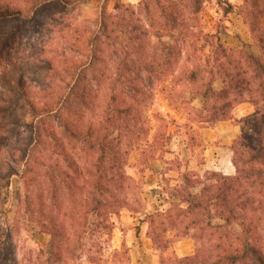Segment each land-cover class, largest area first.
<instances>
[{
    "label": "trees",
    "instance_id": "trees-1",
    "mask_svg": "<svg viewBox=\"0 0 264 264\" xmlns=\"http://www.w3.org/2000/svg\"><path fill=\"white\" fill-rule=\"evenodd\" d=\"M77 1L0 0V52L19 39L29 25L37 24L33 14L62 13L75 7ZM113 1L109 11L105 0L91 22L94 29L84 39L90 45L88 69L96 71L95 61L100 64L105 57L110 60L112 78L98 114L82 125L70 112L76 98L82 106L88 103L91 87L78 97L72 92L73 86L81 88L82 77L75 80L68 94L58 95L53 104H43V129L55 140L54 148L67 170L61 173L63 178L53 169L46 173L54 214L43 227L51 237V246L59 241L48 249V255L63 261L72 243L82 248L83 240L93 237L96 253H100L103 243L111 241L112 216L122 208L137 212L131 208L132 203L141 206L137 190L144 184L145 169L152 171L149 160L156 157V152L146 145L147 130L136 127L144 108L138 98L141 89L130 76L135 80L141 72L157 71L169 100L180 84L202 99L199 108L183 99L188 121L203 126L223 120L240 123V132L230 146L234 174L184 170L167 208L145 212L141 206L146 236L159 251L158 264H264V0H240V5L216 0L224 15L236 13L248 25L259 55L249 52L244 44H224L217 32L193 30L190 16L197 17L205 0H140L135 7ZM163 35L171 42L160 44ZM151 37L157 42H150ZM192 50H200L197 59L180 66L181 55ZM21 81L0 78L2 136L9 133L11 125L27 117L26 106L31 114L37 110L22 87L16 89L14 83ZM216 81L219 89L214 88ZM243 103L250 104L253 113L235 120L232 111ZM54 114L55 127L61 129L63 140L57 139L48 120ZM132 150L139 152L138 181L126 172ZM85 152L89 156L82 157ZM58 180L63 184L67 181L68 186L60 189ZM60 191L70 199L69 205L59 204ZM134 231L137 235L139 227ZM184 238L194 242V252L179 257L171 247ZM1 244L0 264H5L7 251L4 253ZM109 258L113 264H131L124 243L119 249L110 248ZM92 263L107 264L102 254Z\"/></svg>",
    "mask_w": 264,
    "mask_h": 264
},
{
    "label": "rangeland",
    "instance_id": "rangeland-1",
    "mask_svg": "<svg viewBox=\"0 0 264 264\" xmlns=\"http://www.w3.org/2000/svg\"><path fill=\"white\" fill-rule=\"evenodd\" d=\"M120 1L133 7L140 3V0ZM228 1L241 4L240 0ZM104 3L105 0H78L75 7L70 6L62 13L47 16L33 14L37 24L29 25L19 39L10 42L0 52V78L22 80L20 84L14 83L16 89L19 90L21 86L28 100L37 108L35 114H31L26 106L27 117L11 125L5 136H2L0 125V241L4 253L7 251L5 264H95L92 262L98 260L99 254L103 255L107 264H113L109 258L113 238H119L120 232L123 235L129 232L135 234L136 226L139 227L138 233H143L147 223L141 221L145 219L141 206L145 207V212H152L154 208H167L174 194L173 188L180 183L182 172L194 171L201 163L199 128L203 125L187 120L183 99L189 100L196 108L201 107L202 99L190 94L180 84L176 93L169 95V100L158 81L157 71L153 74L141 72L135 80L134 76L131 79V75L132 83L141 89L138 98L144 109H140L142 115L146 116L138 117L135 124L137 128L147 130L146 145L156 152V157L149 160L152 171L145 169L144 184L137 190L141 206L132 203L131 208L137 212L122 208L116 216H112L114 227L111 241L103 243L100 253H96L93 237L83 240L82 248L72 243L63 261H56L48 255V249L54 248L58 240L51 246V237L47 228L43 227L54 214L51 213V204L54 203L50 192L51 183L46 173L53 169L55 174L63 178L61 173L67 170L63 158L57 154L59 151L54 148L55 140L47 136L46 129H43V104L55 103L58 95L68 94L75 80L82 77L81 88L74 89L73 86L72 92L78 97L84 89L88 92L91 87L88 103L82 106L80 99L76 98L70 105V112H74L75 120L82 125L92 121L98 114L112 78L110 60L105 57L100 64L95 61L93 69L96 71L88 69L90 45L84 39L94 29L91 22ZM113 4V0H107L109 11H112ZM190 20L195 32H217L224 44H244L249 52L259 55L248 25L236 13L224 15L216 0H205L197 17L190 16ZM160 40V44L171 42V38L166 35ZM150 42L155 43L157 39L151 37ZM199 54L200 50L183 53L179 65L192 64ZM214 87L219 88L220 83L214 82ZM16 114H20L18 109ZM54 116L50 115L48 120L57 139L63 140L61 129L55 127L57 121ZM142 131L140 134H144ZM81 156L87 157L89 154L85 152ZM138 157L139 152L132 150L126 168L127 174L137 181ZM69 172L72 174L71 170ZM57 184L60 189L68 186L67 181L63 184L58 180ZM58 202L61 206L71 203L62 191L58 193Z\"/></svg>",
    "mask_w": 264,
    "mask_h": 264
},
{
    "label": "crops",
    "instance_id": "crops-1",
    "mask_svg": "<svg viewBox=\"0 0 264 264\" xmlns=\"http://www.w3.org/2000/svg\"><path fill=\"white\" fill-rule=\"evenodd\" d=\"M252 113L253 107L250 104L243 103L233 109L232 116L239 121ZM239 132L240 123L233 120L219 121L212 126H201L199 128L202 148L201 163H199L198 169L194 171L200 174H203L205 170L220 172L225 175L234 174L230 146ZM151 167L153 166L151 165ZM144 224L146 223L144 222ZM144 229L143 233L137 235L130 234V232L123 235V232H120V237L112 240L113 248L119 249L124 243L129 249L131 264H158L159 255L157 252L159 251L151 245L149 238L146 236L147 224ZM194 248L195 244L189 238L178 240L171 247L179 257L191 255Z\"/></svg>",
    "mask_w": 264,
    "mask_h": 264
}]
</instances>
